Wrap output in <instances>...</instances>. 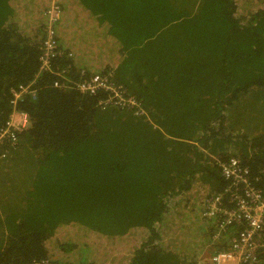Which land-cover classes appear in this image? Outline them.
Here are the masks:
<instances>
[{"label": "trees", "instance_id": "trees-1", "mask_svg": "<svg viewBox=\"0 0 264 264\" xmlns=\"http://www.w3.org/2000/svg\"><path fill=\"white\" fill-rule=\"evenodd\" d=\"M73 1L0 0V126L11 87L35 89L17 104L31 126L0 160V264H196L223 250L241 226L203 215L228 184L218 162L238 157L264 192V0H78L75 26ZM52 2L58 53L44 71ZM56 68L110 73L137 104L52 87Z\"/></svg>", "mask_w": 264, "mask_h": 264}, {"label": "built area", "instance_id": "built-area-1", "mask_svg": "<svg viewBox=\"0 0 264 264\" xmlns=\"http://www.w3.org/2000/svg\"><path fill=\"white\" fill-rule=\"evenodd\" d=\"M58 12L59 8L56 2H52L46 10L49 22L40 56L42 61L40 68L44 71L51 70L50 59L58 53L52 30ZM56 69L54 71L59 78L54 80L52 87L68 86L88 95L95 94L100 89L108 90L112 96L109 95L107 99L103 100L104 103L113 102L120 107L137 104V100L133 96L127 95L120 85L109 79L110 73L92 74L79 81H74L66 76L65 71ZM31 84L33 82L27 85H17L10 89L13 94L11 103L14 110L0 126V160L6 157L9 147L16 145L18 135L31 126L27 112L17 109L18 102L23 100L26 95L31 98L35 97V89L31 88ZM218 165L221 177L228 184L221 191L208 196L204 204L203 215L218 217L220 231H225V227L233 223L241 227H238L237 232L228 240L229 242L223 250L210 254L202 264H227L229 261H235L237 264H253L256 254L254 250L261 245L258 238L264 232V192L252 184L247 167L242 165L238 157L231 156L227 161L218 162ZM220 231L214 234V238H218L221 234ZM37 264L54 263L43 260Z\"/></svg>", "mask_w": 264, "mask_h": 264}, {"label": "rangeland", "instance_id": "rangeland-1", "mask_svg": "<svg viewBox=\"0 0 264 264\" xmlns=\"http://www.w3.org/2000/svg\"><path fill=\"white\" fill-rule=\"evenodd\" d=\"M248 105H249V100L248 99H246V100H242L241 101V104H240V107L239 108H241V109H243L245 112H246V118L247 117H249V118H251L252 120H255L256 121V115L251 111V110H249L248 109ZM253 106L255 107V103H253ZM261 119H263L262 121H261ZM264 115H261L260 116V118H258L257 119V121H256V124H258L260 127H262L263 125H264ZM251 132V131H250ZM23 149H25V148H23ZM23 149H20L19 151H15V155L14 156H22V155H24V154H22V152H21V150H23ZM14 162H17V160H14L12 163H14ZM18 162H20V161H18ZM17 162V163H18ZM18 165V167L16 166V167H12L11 169H14L13 171H15V175H17V181H20L19 180V178H21V177H18V175H19V173L17 174V172L21 169L20 168V166H21V164H17ZM22 167V166H21ZM190 196H188L186 199L188 200V199H190V198H192V197H198L197 196V194L196 193H191V194H189ZM181 199V198H180ZM192 200H194V198H192ZM183 201V200H182ZM195 204H197V203H195ZM222 236V234H219V236H218V239L220 238ZM222 240H223V237L221 238ZM225 240V239H224ZM226 243V242H225ZM203 251H206V250H203ZM207 258H208V252H206V253H201V255L200 256H198L197 258H196V260H195V262H196V264H202V263H204L206 260H207ZM259 264H261V263H259Z\"/></svg>", "mask_w": 264, "mask_h": 264}, {"label": "crops", "instance_id": "crops-1", "mask_svg": "<svg viewBox=\"0 0 264 264\" xmlns=\"http://www.w3.org/2000/svg\"><path fill=\"white\" fill-rule=\"evenodd\" d=\"M78 0H74L73 1V3H72V5H71V9L73 10V12H71L72 14H70L69 16V19H68V21L70 20V18H71V20H73V23H72V25L73 26H75V25H77V23L75 24V18H77V22H79L80 20H79V18L83 15V13H81L82 12V7H81V5H80V3L79 2H77ZM89 10V9H88ZM90 11V10H89ZM88 12V11H87ZM88 15L90 16V12H88ZM70 20V21H71ZM69 21V23H71ZM254 101V100H253ZM257 102V101H256ZM255 103V102H254ZM259 131L258 130H254V131H251L250 133L252 134V135H254V134H256V133H258ZM207 251H203L202 250V253H206ZM211 254V253H210ZM210 254H208V256L210 255ZM227 264H237L235 261H229Z\"/></svg>", "mask_w": 264, "mask_h": 264}]
</instances>
